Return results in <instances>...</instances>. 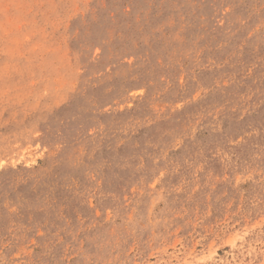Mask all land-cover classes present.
<instances>
[{
    "label": "rangeland",
    "instance_id": "374dc122",
    "mask_svg": "<svg viewBox=\"0 0 264 264\" xmlns=\"http://www.w3.org/2000/svg\"><path fill=\"white\" fill-rule=\"evenodd\" d=\"M0 264H264V0H0Z\"/></svg>",
    "mask_w": 264,
    "mask_h": 264
}]
</instances>
